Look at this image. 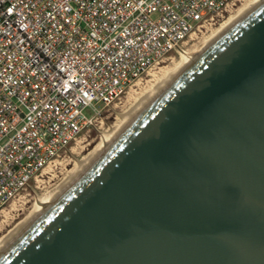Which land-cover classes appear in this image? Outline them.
<instances>
[{
  "label": "water",
  "instance_id": "1",
  "mask_svg": "<svg viewBox=\"0 0 264 264\" xmlns=\"http://www.w3.org/2000/svg\"><path fill=\"white\" fill-rule=\"evenodd\" d=\"M0 264H264V1L182 71Z\"/></svg>",
  "mask_w": 264,
  "mask_h": 264
},
{
  "label": "built area",
  "instance_id": "2",
  "mask_svg": "<svg viewBox=\"0 0 264 264\" xmlns=\"http://www.w3.org/2000/svg\"><path fill=\"white\" fill-rule=\"evenodd\" d=\"M237 1L0 0V215L103 108Z\"/></svg>",
  "mask_w": 264,
  "mask_h": 264
},
{
  "label": "bare ground",
  "instance_id": "3",
  "mask_svg": "<svg viewBox=\"0 0 264 264\" xmlns=\"http://www.w3.org/2000/svg\"><path fill=\"white\" fill-rule=\"evenodd\" d=\"M264 0H242L240 5L229 10L228 17L222 21L209 36H205L195 45H190L184 51L180 59L168 60L166 66H161L157 71L150 74L147 82L135 83V89L131 95L133 98L128 107L122 110L114 122L104 128L101 133L100 140L91 148L87 149L83 146V140H78L73 151L87 150L80 158L69 160L70 166L65 175L61 177L59 182L52 186L49 190L41 195H37L34 204L26 212L24 219L20 220L12 226L7 232L0 235V256L24 233L32 224L38 220L54 203L90 168V166L101 157L104 152L114 143L123 133H125L130 125L139 119L141 115L156 101V99L168 90L173 81L184 71L189 65L202 55L219 37L241 17L258 6ZM195 33H192L188 40H196ZM184 44H187L189 41ZM189 44V43H188ZM191 44V42H190ZM129 96V95H128ZM81 153V152H80ZM56 162V160H55ZM57 163V162H56ZM60 165L62 162H59ZM67 163V162H66ZM55 163L47 165L43 172L51 173L55 168ZM58 164V163H57ZM64 164V163H63ZM59 166V165H58ZM57 166V167H58ZM65 167V165H63ZM63 167V168H64ZM68 168V167H67ZM65 172V171H64ZM28 209V208H27Z\"/></svg>",
  "mask_w": 264,
  "mask_h": 264
},
{
  "label": "rangeland",
  "instance_id": "4",
  "mask_svg": "<svg viewBox=\"0 0 264 264\" xmlns=\"http://www.w3.org/2000/svg\"><path fill=\"white\" fill-rule=\"evenodd\" d=\"M241 1L242 0L237 1L233 7L229 8V10L232 8L238 7ZM228 15H229V11L224 14V17L217 24L213 26H207L203 28L201 31H196L195 32V35L197 37L196 40H194L193 42L188 40L189 44L188 43L184 44L183 52H181L180 54H177V53L171 54L167 59H165L159 65L152 68L148 74L143 76L141 79L137 80L135 83L141 82L142 84H144L145 82H147L150 78V74L153 71L154 72L157 71L158 68H160L161 66H166L169 63L168 60L172 59V57L177 60L180 59L182 55L184 54V51L187 48H189L190 45L193 46L195 45L196 42H199L198 41L199 39L201 41L203 38H205V36L206 37L209 36L211 31H213L215 27H217L222 21H224L228 17ZM134 84L127 90V92L119 100H117L115 103L111 104L110 106L103 108L101 115L95 119L93 125L85 128V130L81 133L77 141L84 139L83 146L87 149H91L100 140L102 136L101 131L104 128H106L108 125L113 123L117 115L122 110H124L126 107H128L131 101L133 100L131 99L133 98L131 95L133 94L132 92L134 91L133 89L136 88ZM92 114H93V110L91 108H86L84 110V115L86 117L89 118L92 116ZM75 143L71 145L70 149H68V151L65 154L61 155L59 158L56 159V162L58 164L55 162V160L52 162V163H55L56 165L54 164L55 168L53 169L51 173H44L42 171L41 174L37 177V179L32 182L31 187L28 188L21 195V197L14 200V202H12L9 206H7V208L1 213L0 215V235L7 232L12 226H14V224H16L17 222L25 218L26 212L34 204L35 199L37 198V195L43 194L44 192L49 190L52 186H54L57 182H59L58 180H60L61 177L65 175L67 169L70 168L69 167L70 165L68 163L71 160L75 158H80L85 152H87V150L73 151V146ZM59 162H62V164L60 165ZM63 165H65V167Z\"/></svg>",
  "mask_w": 264,
  "mask_h": 264
}]
</instances>
